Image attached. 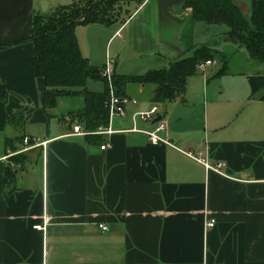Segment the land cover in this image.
I'll return each mask as SVG.
<instances>
[{
	"label": "crops",
	"instance_id": "1",
	"mask_svg": "<svg viewBox=\"0 0 264 264\" xmlns=\"http://www.w3.org/2000/svg\"><path fill=\"white\" fill-rule=\"evenodd\" d=\"M186 1L145 0L125 8V21L85 26L96 39L87 59L104 68L111 58L117 75L164 69L203 46L225 55L226 72L216 71V57L217 66L188 79L183 98L158 104L168 126L159 135L173 148L131 132L156 129L136 115L156 104L151 85L125 86L122 96L137 104L109 119V134L88 133L72 119L84 100L62 97L45 111L33 19L74 0H0L7 89L0 102V264H264V63L255 65L229 40H212L229 28L195 22ZM7 114L24 116L21 133L7 125ZM76 126L86 135L74 134ZM22 134L46 146L23 153L20 143L16 152L5 146ZM188 154L223 167L208 170ZM8 166L16 171L6 194Z\"/></svg>",
	"mask_w": 264,
	"mask_h": 264
},
{
	"label": "trees",
	"instance_id": "2",
	"mask_svg": "<svg viewBox=\"0 0 264 264\" xmlns=\"http://www.w3.org/2000/svg\"><path fill=\"white\" fill-rule=\"evenodd\" d=\"M144 1L74 0L72 4L49 13L35 14L30 41L34 45V74L45 85V111L55 108L59 98L78 95L83 98L84 107L72 113V119L88 133L108 126L109 89L103 75L104 68L93 66L82 56L75 29L79 25L110 26L125 21L131 15L127 10L123 14L125 8L132 4L140 6ZM185 6L192 9L195 22L227 26L229 31L223 34L224 39L243 48L255 65L264 63V0H250V18L237 0H187ZM214 53L209 47L203 46L195 49L189 57L175 60L164 69L150 71L142 76H124L114 72L115 93L122 96L127 84L151 85L154 87L152 100L156 104L181 99L187 91L188 79L198 74L197 65L215 59ZM222 58L225 61L224 55ZM224 61L221 73L227 69ZM89 81L102 82L104 91H89ZM6 99L7 89L5 83L0 81V102L5 103ZM6 123L21 133L25 119L22 114H7ZM24 138L22 134L14 140L6 139L5 146L14 152L19 151L18 144L24 145ZM21 157L18 154L10 157V160L19 164ZM15 171L10 166L5 170L6 194L13 191L11 185Z\"/></svg>",
	"mask_w": 264,
	"mask_h": 264
},
{
	"label": "built area",
	"instance_id": "3",
	"mask_svg": "<svg viewBox=\"0 0 264 264\" xmlns=\"http://www.w3.org/2000/svg\"><path fill=\"white\" fill-rule=\"evenodd\" d=\"M218 61L216 59H209L207 61L201 62L197 65V70L199 72H204L207 68L212 67V66H217ZM103 75L107 80L108 83V89H109V98H108V103H107V108H108V113H109V119L110 121L117 116H124L126 112V106L129 104H137L136 100L129 99L125 96H118L115 93V89L113 86V75H114V66H113V61L108 60L107 63L104 66L103 70ZM160 113L159 106L158 104H154L152 108L148 111L145 112H140L137 115L139 120L143 122H150V121H155L156 118H158ZM167 123L163 120L156 122V129L154 131H145V130H139V129H133L131 132L135 133H143L146 136H148L149 140L153 144H158V143H164L166 145H169L173 148H175L167 138H162L159 133H165L167 132ZM74 134H80V135H86V133L83 131V129L80 126H76L73 130ZM99 132H104V133H111L108 128H100ZM32 141V143H30ZM46 142H39V140L36 139H30L28 137L24 138V149L20 151V153L29 151L34 148L38 147H45ZM107 144L101 147V150H105L107 148ZM190 157L202 162L205 167L208 170H213L216 172H220L221 168L223 167V164H218L217 166L213 167L207 164L204 160L197 159L191 154H188ZM215 225V220H211L207 223L208 228H212ZM45 224L44 225H37L34 228L36 230H45ZM101 230L106 231L107 227L104 225L100 226Z\"/></svg>",
	"mask_w": 264,
	"mask_h": 264
},
{
	"label": "rangeland",
	"instance_id": "4",
	"mask_svg": "<svg viewBox=\"0 0 264 264\" xmlns=\"http://www.w3.org/2000/svg\"><path fill=\"white\" fill-rule=\"evenodd\" d=\"M237 1L238 2L240 1V2L244 3L245 5H247L248 6V10L250 11V0H237ZM242 8L244 9V11L247 10L245 6H242ZM247 15H248L247 17L250 18V14L248 13ZM202 23H204V22H202ZM204 24L206 25V23H204ZM206 26H209V25H206ZM215 26H219V25H215ZM100 28H103V27H100ZM88 30H90V29L86 28L84 25H79L75 29L76 37H78L79 38V41H80V44H79V41H78V44L80 45L79 48H80V51L82 52V54H84V55H82L84 58H87L86 55H87V47H88L89 42L91 40H96L95 38H93L94 35L92 33H90ZM104 30H108V29H104ZM227 31L228 30H219V32H218L219 35L216 36V37H213L212 40H215L217 43L223 42V40H224V35L223 34L225 32H227ZM98 40H100V38ZM101 42H102V39H101ZM209 47L210 48H213V46H209ZM214 54L220 60V62H219L220 64L217 67H215L216 71H218L219 69L222 68V66H223V63L222 62L224 61V59L222 58L223 55L222 56H219L217 53H214ZM228 56H230V54ZM224 57H225V55H224ZM241 58H242V56L239 55L238 57L236 56L235 60H240ZM108 60L113 61L111 58H107V60H105L106 61L105 64L107 63ZM98 61H102V59L98 58ZM100 64L97 65V66H95V67H98V68L100 67L101 68L102 64L101 65ZM230 71L232 72V70H230ZM207 72H208V69L205 70V73H207ZM104 88L105 87H104V84L102 82L89 81L87 83V89L89 91H91V92H103L104 91ZM69 98H77L76 100H73V102H78L79 100L81 102H83V98L81 96H78V95H76V96H69ZM63 100H65V99H63ZM3 149L4 148H2L1 142H0V151H3Z\"/></svg>",
	"mask_w": 264,
	"mask_h": 264
},
{
	"label": "water",
	"instance_id": "5",
	"mask_svg": "<svg viewBox=\"0 0 264 264\" xmlns=\"http://www.w3.org/2000/svg\"><path fill=\"white\" fill-rule=\"evenodd\" d=\"M163 119V117L162 116H159L158 118H156L155 119V121L154 122H158V121H161ZM17 173V172H16Z\"/></svg>",
	"mask_w": 264,
	"mask_h": 264
}]
</instances>
